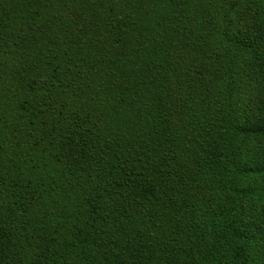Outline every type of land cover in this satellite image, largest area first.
<instances>
[{
	"label": "trees",
	"instance_id": "trees-1",
	"mask_svg": "<svg viewBox=\"0 0 264 264\" xmlns=\"http://www.w3.org/2000/svg\"><path fill=\"white\" fill-rule=\"evenodd\" d=\"M0 264H264V0H0Z\"/></svg>",
	"mask_w": 264,
	"mask_h": 264
}]
</instances>
